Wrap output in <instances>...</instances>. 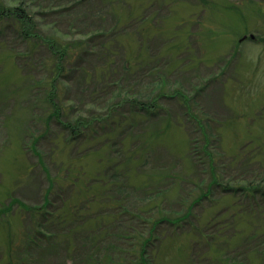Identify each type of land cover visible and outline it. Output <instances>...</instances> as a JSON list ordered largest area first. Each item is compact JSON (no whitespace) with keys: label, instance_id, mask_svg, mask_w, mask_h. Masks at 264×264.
Masks as SVG:
<instances>
[{"label":"rangeland","instance_id":"1","mask_svg":"<svg viewBox=\"0 0 264 264\" xmlns=\"http://www.w3.org/2000/svg\"><path fill=\"white\" fill-rule=\"evenodd\" d=\"M131 1L134 6L142 2ZM203 1L167 0L169 5L166 6L172 10L170 16H167L168 10H161L153 20L160 26L163 17L171 18L174 13L192 20L187 27L190 34H194L186 41L190 47L179 53L183 63L190 60L189 67L185 66L177 78H169L168 87H176L183 94L196 97L197 103L192 110L199 121L208 120L202 124L207 132L211 128L214 135L210 136L213 137L210 142L219 150L220 175L226 183L239 184L237 178H247V172L251 175L262 170L260 163L264 164V0H206L209 2L207 9L202 8ZM5 2L7 6L15 5L14 0ZM151 2L150 10L154 13L158 2L150 0L149 5ZM220 2L227 3L230 10L212 6L222 5ZM95 6H104V3L95 0ZM86 8L85 2L77 13L87 11ZM75 16L79 20V27L75 30L87 31L84 18ZM213 26L217 27L216 35L209 39L204 31ZM12 51L24 50L18 41L11 40L3 45L0 40V264H7L12 259L11 246L13 258L15 261L19 259L20 264H84L86 256L84 259L80 254L82 248L72 236L70 227L79 219H72L67 208L72 204L73 207H83L85 198L91 200L92 194L100 191L99 183L91 182V178L98 175L103 181L111 179L123 185V191L115 189L107 195L103 192L89 202L88 207L99 213L105 212L106 208H101L99 202L101 197L114 203L127 196L129 209L120 217L118 225L146 227L147 222L140 223L132 214L139 208L150 207L149 199L156 189L169 190V198L159 202L166 212L172 214V224L166 222L169 227L175 224L173 221L177 217L186 213L189 217L192 213L187 222L181 220L173 230L166 228L162 232L159 226L162 242L155 244L160 248L155 259L157 264H183L188 249L202 254L205 250L200 237L189 230L197 224L205 229L215 217L222 222L221 232L227 238L234 231H240L233 249L236 255L245 253L248 245L243 235L250 230L249 225L239 223L234 227L229 224L233 215L246 205L243 195L224 193L223 184L212 188L207 169L202 172L200 165L193 161L190 136L199 137L201 131L192 117L185 116L180 98H170L171 89L167 92L168 97L159 101L161 109L159 116L154 117L156 119L127 114L124 125L116 124L106 136L84 143L72 138L69 141L65 137L67 134L59 132L63 128L60 123L47 121L50 108L45 97L40 89L33 87L31 79L24 78L20 69L22 61L15 59ZM36 57L41 59L39 52ZM38 58L32 59V68H26L30 72L26 76L39 78L45 73L39 62H35ZM181 65L178 64V71ZM62 86L64 92L66 87L71 88L66 82H62ZM86 109L90 111L91 107ZM111 109L97 112L111 115L114 108ZM113 116H119V113L116 111ZM199 121L196 122L200 126ZM198 144H195L199 146L198 152H202L199 157L203 158L202 143ZM122 145L125 152L120 154L118 151ZM87 148L91 150L83 156L81 152ZM41 152L43 162L38 157ZM250 157L255 159L254 163ZM78 172L82 173L81 182L73 185ZM90 184L94 188L87 194ZM189 195L193 196L192 199L201 198L192 202ZM57 207L56 214H69L70 225H64L68 230L60 226L58 242L44 239L33 248L26 247L30 257L23 259L20 246L31 245L30 237L35 235L36 223H43L46 219V215L37 209L45 211ZM243 263L248 264V260L244 259Z\"/></svg>","mask_w":264,"mask_h":264},{"label":"trees","instance_id":"2","mask_svg":"<svg viewBox=\"0 0 264 264\" xmlns=\"http://www.w3.org/2000/svg\"><path fill=\"white\" fill-rule=\"evenodd\" d=\"M99 1L101 4L104 3V6H95V0H14V6H7L5 0H0V40L3 45L11 40L18 41L20 48H23V52L12 51V55L18 61H22L20 69L25 75L24 78L31 79L33 87L40 89L44 95L46 105L50 108L46 120L48 122L56 120V123H60L63 128L59 132L67 134L68 136L65 137L69 141L72 138L76 142L84 143L110 134L116 124L120 123L123 126L128 119L127 114H142L156 119L161 109L159 101L168 97L167 92L171 89L170 98H180L185 116L192 117L198 130L201 131L199 137L190 136L191 158L196 165H200L202 172L207 169L211 175L212 188L223 184L224 193L243 195L246 205L233 215L232 223L229 224L237 227L239 223H247L250 229L244 232L243 238L248 247L240 256L236 255L233 249L240 231H234L227 238L221 232L222 222L216 217L208 222L205 229H201L198 224L195 228L191 226L189 232L192 230L193 234L197 233L205 251L196 254L195 249H188L187 259L183 258L185 261L183 264H245L244 259L248 260V264H264V218H262L264 217V164L260 163L263 166L262 170L255 171L251 175L247 172V178H237L239 184L226 183L219 172L220 162L217 157L219 150L213 142H210L213 138L210 136L214 135L211 128L208 132L205 130L204 124L208 120L199 121L192 110L197 103L196 97L187 96L176 87L174 89L168 87L169 78H177L185 66L189 67L190 60L183 63L182 55L179 53L190 47L186 41L194 34H190L187 27L192 20L183 19L182 16L180 18L175 13L167 19L172 11L166 6L169 5L167 0H155L158 4H154H157L158 8L155 10V7H152L154 13L150 10L152 4L151 2L149 5L150 0H138L142 2L140 5L135 4L136 6L131 0ZM85 2L88 5L87 11L77 13L81 11ZM208 3L204 0L202 8H209ZM221 4L210 5L217 6V9L221 10H230L227 3ZM125 6H128L127 10L119 9ZM161 10L164 12L168 10L169 14L161 19L159 26L153 19ZM75 14L84 18L87 31L75 30L79 27V20ZM216 28L208 27L204 34L211 39L216 35ZM38 52L40 58L45 54L44 57L41 59L36 57ZM35 58L39 59L35 62H39V67H43L42 71L45 72L39 78L26 76L30 74L26 68H32L30 64ZM178 64H182L179 66L180 72L177 69ZM172 68L174 69L171 70ZM62 82L70 84L71 88L66 87L64 92ZM77 84H79L78 88ZM146 86L152 87L148 89ZM156 91L158 93L155 94ZM62 94L64 95L61 96ZM68 95L72 96L68 97ZM87 106L91 107L90 111L86 109ZM106 108L108 110L114 108L113 113L108 115L97 112L106 111ZM116 111L119 116H113ZM196 121H199L200 126ZM198 142L202 143L200 150L205 155L203 158L199 157L202 152H198L199 146L195 145ZM90 150L87 148L81 154L84 156ZM118 152L120 154L125 152L123 145ZM38 157L43 162L42 152ZM252 158L249 159L254 163L255 159ZM81 174V172L76 173L73 185L81 182ZM92 181L99 183L97 186L100 191L97 194L93 193L91 200L85 198L83 207H73L72 204L71 208H67L71 211L72 219L77 217L79 219L70 227L72 236L82 248L80 254L84 255V259L86 256L84 264H157L155 259L160 248L155 244L162 242L159 226L162 232H165L166 228L173 230V226L177 227L181 220L187 222L186 219L192 215L191 213L187 217L188 213H186L182 217H177L178 219L173 221L175 224L169 227L167 223L172 224L170 223L173 220L172 214L170 211L166 212L159 204L169 198L167 195L169 190L156 189L149 199L150 207H144L148 211L139 208L132 214L140 223L147 222L146 227L140 229L141 227L136 228L137 226L133 224L123 227L118 225V220L128 212L127 196L114 203L112 200L106 202L101 197L99 202L102 204L101 208H106L105 212L99 213L88 207L89 202L94 201L103 192L107 195L115 189L123 191V185L120 186L111 179L103 181L99 175L93 176ZM92 185L90 184L87 189V194L93 190ZM209 193L210 191L207 196ZM192 197L189 195L188 198L192 199ZM200 198L201 196H197L192 202H197ZM57 209L58 207L45 211L37 209V212L46 215V219L43 223L37 222L38 226L33 228L35 235L30 237L31 245L20 246L23 259L30 257V251H27L29 249L26 247L33 248L44 239L49 241L54 239L53 243L58 242L60 226L70 225L68 212H61L58 215ZM63 214L65 216H62ZM84 214L89 215L84 216ZM31 216L34 217V214L31 213ZM13 251L11 246L12 259L7 264H20L19 259L15 261L13 258Z\"/></svg>","mask_w":264,"mask_h":264},{"label":"water","instance_id":"3","mask_svg":"<svg viewBox=\"0 0 264 264\" xmlns=\"http://www.w3.org/2000/svg\"><path fill=\"white\" fill-rule=\"evenodd\" d=\"M254 37V36H253Z\"/></svg>","mask_w":264,"mask_h":264}]
</instances>
